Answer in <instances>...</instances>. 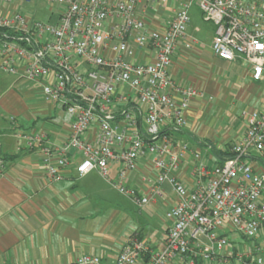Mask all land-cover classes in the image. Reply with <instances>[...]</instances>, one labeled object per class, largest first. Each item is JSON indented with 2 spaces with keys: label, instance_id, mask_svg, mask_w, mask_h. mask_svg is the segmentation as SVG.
I'll list each match as a JSON object with an SVG mask.
<instances>
[{
  "label": "built area",
  "instance_id": "obj_1",
  "mask_svg": "<svg viewBox=\"0 0 264 264\" xmlns=\"http://www.w3.org/2000/svg\"><path fill=\"white\" fill-rule=\"evenodd\" d=\"M30 1L0 0V68L38 83L42 98L63 109L70 136L58 145L45 130L18 126V149L40 151L50 181L79 158V178L96 171L139 206L162 196L166 182L177 195L166 211L163 248L134 234L114 264H264V107L247 113L232 157L218 163L194 153L192 186L177 176L190 146L167 130L187 127L191 100L204 96L171 73L191 8L215 25L213 53L242 62L264 82V47H257L264 46V0H45L60 7L57 23L23 13L19 7ZM144 1L179 6L158 30L139 16ZM142 159L155 173L142 178L145 192L129 184ZM5 167L0 158V171ZM70 264L105 263L81 254Z\"/></svg>",
  "mask_w": 264,
  "mask_h": 264
},
{
  "label": "crops",
  "instance_id": "obj_2",
  "mask_svg": "<svg viewBox=\"0 0 264 264\" xmlns=\"http://www.w3.org/2000/svg\"><path fill=\"white\" fill-rule=\"evenodd\" d=\"M178 6V2L160 7L144 1L139 16L151 28L162 30ZM19 8L34 19L52 23L59 20L60 7L45 0H32ZM198 15L193 9L187 37L179 43L171 73L177 83L200 89L204 96L191 100L187 127L167 129L176 142L190 146L177 171L189 186L194 183V153L217 162L212 145L220 149L234 145L248 127L247 118L242 125L234 119L228 126L226 105L231 107L246 94L248 98L259 94L264 99L261 82L252 79L247 65L223 60L213 53L215 25ZM12 76L11 87L0 90V158L6 164L0 171V264H70L81 254L98 255L105 264H114L134 234L148 240L155 249H162L171 224L166 211L177 202L170 183L162 185V196L139 206L96 171L79 178V158L71 160L62 179L48 180L42 153L25 147L19 150L8 119L14 116L24 130H45L50 141L58 145L69 138L70 126L62 121L63 109L42 98L38 83L19 74ZM146 164L142 159L129 181L143 192L149 184L142 178L155 176ZM119 168L118 163L111 166L112 178Z\"/></svg>",
  "mask_w": 264,
  "mask_h": 264
},
{
  "label": "rangeland",
  "instance_id": "obj_3",
  "mask_svg": "<svg viewBox=\"0 0 264 264\" xmlns=\"http://www.w3.org/2000/svg\"><path fill=\"white\" fill-rule=\"evenodd\" d=\"M193 9H197V11L199 12V15H198L199 19H204L203 15L201 14V11L196 6H193L190 10L191 17H192ZM12 79H13L12 74L7 73L0 68V90L1 89L3 90L5 88L6 89L10 88L11 83H12ZM259 84H260V90L263 91L264 90V82H261ZM226 106H227V112H226L227 125L229 126L232 123V120H234V119H237V123L239 125H242L244 123L245 119L247 118V115H245L244 113H249L252 110H261L264 107V99H263V96H260L259 94L256 95V97L251 96L249 98H248V94H246V96L238 98L234 101L233 105H231V107L234 108L233 111H228V110H232L230 105H226ZM228 107H229V109H228ZM10 117L8 120L12 123V121L10 120ZM222 120H224V118ZM17 127H18V125L15 127V125L13 124L14 132H15Z\"/></svg>",
  "mask_w": 264,
  "mask_h": 264
},
{
  "label": "trees",
  "instance_id": "obj_4",
  "mask_svg": "<svg viewBox=\"0 0 264 264\" xmlns=\"http://www.w3.org/2000/svg\"><path fill=\"white\" fill-rule=\"evenodd\" d=\"M213 152L217 157V162L222 163L225 159H228L234 155L232 152L233 145H227L225 148L220 149L217 146H213Z\"/></svg>",
  "mask_w": 264,
  "mask_h": 264
},
{
  "label": "snow or ice",
  "instance_id": "obj_5",
  "mask_svg": "<svg viewBox=\"0 0 264 264\" xmlns=\"http://www.w3.org/2000/svg\"><path fill=\"white\" fill-rule=\"evenodd\" d=\"M257 47L259 48V47H264V46H261V45H257Z\"/></svg>",
  "mask_w": 264,
  "mask_h": 264
},
{
  "label": "water",
  "instance_id": "obj_6",
  "mask_svg": "<svg viewBox=\"0 0 264 264\" xmlns=\"http://www.w3.org/2000/svg\"><path fill=\"white\" fill-rule=\"evenodd\" d=\"M72 151H74V149Z\"/></svg>",
  "mask_w": 264,
  "mask_h": 264
}]
</instances>
